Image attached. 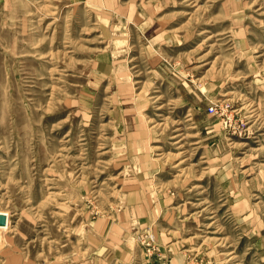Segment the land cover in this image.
Listing matches in <instances>:
<instances>
[{"label":"rangeland","instance_id":"rangeland-1","mask_svg":"<svg viewBox=\"0 0 264 264\" xmlns=\"http://www.w3.org/2000/svg\"><path fill=\"white\" fill-rule=\"evenodd\" d=\"M0 210V264H264V0H0Z\"/></svg>","mask_w":264,"mask_h":264},{"label":"bare ground","instance_id":"bare-ground-1","mask_svg":"<svg viewBox=\"0 0 264 264\" xmlns=\"http://www.w3.org/2000/svg\"><path fill=\"white\" fill-rule=\"evenodd\" d=\"M203 33V32H202ZM211 37V36H210ZM210 39V38H209ZM160 108V107H159ZM163 108V107H162ZM191 116V115H190ZM177 136V135H176ZM176 136H173L176 137ZM0 214H3L5 215V224L0 226V229H5V228H8V225H9V213L7 211H3V210H0Z\"/></svg>","mask_w":264,"mask_h":264},{"label":"water","instance_id":"water-1","mask_svg":"<svg viewBox=\"0 0 264 264\" xmlns=\"http://www.w3.org/2000/svg\"><path fill=\"white\" fill-rule=\"evenodd\" d=\"M5 215L3 214H0V226L4 225L5 224Z\"/></svg>","mask_w":264,"mask_h":264},{"label":"built area","instance_id":"built-area-1","mask_svg":"<svg viewBox=\"0 0 264 264\" xmlns=\"http://www.w3.org/2000/svg\"><path fill=\"white\" fill-rule=\"evenodd\" d=\"M208 110H209V112H215L216 111V106H214V105H211V106H209L208 107Z\"/></svg>","mask_w":264,"mask_h":264}]
</instances>
